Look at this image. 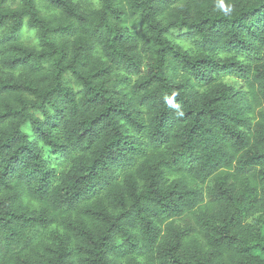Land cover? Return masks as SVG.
<instances>
[{"label": "trees", "instance_id": "obj_1", "mask_svg": "<svg viewBox=\"0 0 264 264\" xmlns=\"http://www.w3.org/2000/svg\"><path fill=\"white\" fill-rule=\"evenodd\" d=\"M0 264H264V0H0Z\"/></svg>", "mask_w": 264, "mask_h": 264}, {"label": "rangeland", "instance_id": "obj_2", "mask_svg": "<svg viewBox=\"0 0 264 264\" xmlns=\"http://www.w3.org/2000/svg\"><path fill=\"white\" fill-rule=\"evenodd\" d=\"M31 34V33H30Z\"/></svg>", "mask_w": 264, "mask_h": 264}]
</instances>
